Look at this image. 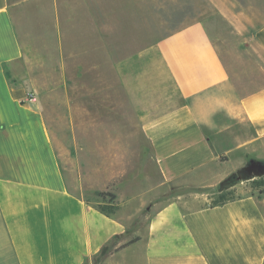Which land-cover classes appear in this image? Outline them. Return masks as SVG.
<instances>
[{
    "label": "crops",
    "instance_id": "crops-1",
    "mask_svg": "<svg viewBox=\"0 0 264 264\" xmlns=\"http://www.w3.org/2000/svg\"><path fill=\"white\" fill-rule=\"evenodd\" d=\"M96 1L46 0L37 11L53 19L62 78L88 47ZM16 3L0 0V264H264V201L250 192L209 202L238 192L239 179L255 173L249 155L264 139V85L239 87L201 21L114 63L119 105L124 113L129 106L134 120L82 127L102 130L97 138L127 163L105 172L96 188L116 177L141 178L135 162L145 163L146 176L151 165L165 187L150 201L140 233L136 220L105 215L69 188L42 101L48 91L35 95L10 84L6 69L25 60L12 19ZM253 36L264 52V22ZM69 97L61 92L73 108ZM86 176L82 168L75 172L79 183ZM141 184L115 190L124 215L143 207Z\"/></svg>",
    "mask_w": 264,
    "mask_h": 264
},
{
    "label": "rangeland",
    "instance_id": "rangeland-1",
    "mask_svg": "<svg viewBox=\"0 0 264 264\" xmlns=\"http://www.w3.org/2000/svg\"><path fill=\"white\" fill-rule=\"evenodd\" d=\"M15 1L12 19L25 60L6 69L10 84L16 88L23 86L30 89L35 95L39 90L48 91L42 93L44 110L52 126L54 141L71 190L82 194L86 201L96 206L99 203L117 205L115 190L138 189L141 181L144 193L140 201L143 207L139 211H131L135 214L132 220L128 218L130 211L124 215L117 208L114 215L125 217L128 222L136 220L135 229L142 233L150 201L165 192V187L159 184L160 179L151 165L147 172L151 175L146 176V170L143 169L145 163L135 162L131 163L132 166L142 165L141 178L116 177L114 181L105 183L104 187L96 188L106 182L105 172L117 173L120 166L127 163L120 162L118 154L112 156L110 147H105L102 139L97 138L103 133L102 130L83 128L88 122L134 120L130 107L124 113L123 107L119 105L120 85L114 63L148 48L174 30L201 21L239 87L250 91L262 86L264 52L253 34L264 22V0H98L95 3V17L88 19V47L80 50L79 58H74L65 78H62L58 69L53 19L37 15L40 5H45L46 0ZM74 20L80 24L78 19ZM91 21L94 26L93 37L90 32ZM64 91L71 96L69 100L73 108L61 98V92ZM88 132L94 137L91 140H87L90 138ZM254 148V152L249 155L251 159L256 157L257 160L253 163V177L249 180L239 179L242 188L238 192L233 189L224 191V198L232 199L252 192L264 201V139L256 142ZM143 153H149L146 146H143ZM81 168L87 176L80 179L79 183L75 179V172ZM128 176L131 177V174ZM94 190L107 193L103 196L104 202L101 197L94 195ZM111 194L115 196L113 199ZM218 194L212 196L210 204H213V198Z\"/></svg>",
    "mask_w": 264,
    "mask_h": 264
},
{
    "label": "trees",
    "instance_id": "trees-1",
    "mask_svg": "<svg viewBox=\"0 0 264 264\" xmlns=\"http://www.w3.org/2000/svg\"><path fill=\"white\" fill-rule=\"evenodd\" d=\"M93 193H94V195L101 197L102 198V202L105 201V199H103V196L105 194H107V193H105L103 191H98V190H94ZM225 193L226 192L223 191V192L219 193L217 196H215L216 198L215 197L213 198V204H218V203H222V202H224L226 200H229V198H224ZM110 196H111V199H113L115 197L113 194H111ZM96 208L100 212L104 213L105 215L114 216L115 210L118 207L115 204H110L108 206H105L102 203H99V204H97ZM137 238H138L137 236L136 237H132V238L126 240L125 242H123L119 247L126 246V245L134 242Z\"/></svg>",
    "mask_w": 264,
    "mask_h": 264
},
{
    "label": "built area",
    "instance_id": "built-area-1",
    "mask_svg": "<svg viewBox=\"0 0 264 264\" xmlns=\"http://www.w3.org/2000/svg\"><path fill=\"white\" fill-rule=\"evenodd\" d=\"M28 98H29V100H31V101H34V100H35L34 97H28Z\"/></svg>",
    "mask_w": 264,
    "mask_h": 264
}]
</instances>
